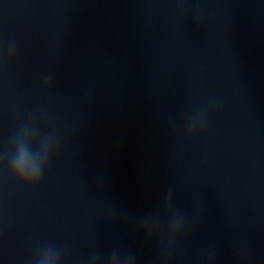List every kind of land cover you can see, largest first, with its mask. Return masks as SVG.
Wrapping results in <instances>:
<instances>
[{
	"label": "water",
	"instance_id": "1",
	"mask_svg": "<svg viewBox=\"0 0 264 264\" xmlns=\"http://www.w3.org/2000/svg\"><path fill=\"white\" fill-rule=\"evenodd\" d=\"M49 259L264 264L248 0H0V264Z\"/></svg>",
	"mask_w": 264,
	"mask_h": 264
},
{
	"label": "clouds",
	"instance_id": "2",
	"mask_svg": "<svg viewBox=\"0 0 264 264\" xmlns=\"http://www.w3.org/2000/svg\"><path fill=\"white\" fill-rule=\"evenodd\" d=\"M176 223H177L178 227H177V231L175 233V237L178 238L183 233V230H184L183 219L181 217H179V216H176ZM42 264H54V261L49 259L47 261H43Z\"/></svg>",
	"mask_w": 264,
	"mask_h": 264
}]
</instances>
